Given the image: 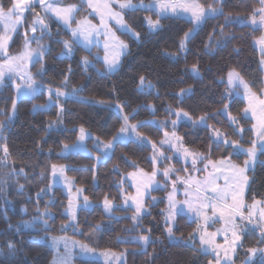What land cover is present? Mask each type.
<instances>
[{
	"label": "trees",
	"instance_id": "16d2710c",
	"mask_svg": "<svg viewBox=\"0 0 264 264\" xmlns=\"http://www.w3.org/2000/svg\"><path fill=\"white\" fill-rule=\"evenodd\" d=\"M63 3H79L80 10L72 24L77 18L88 14L86 3L81 0H62ZM149 1V0H135ZM204 5H216V0H200ZM225 15L207 19L200 28L193 34L190 41H187V53L179 51V44L184 34L193 27L190 19L168 14L170 19H163L160 23L163 28L150 33L147 27L146 18L152 16L158 19L157 11L125 10L126 21L140 34L136 40L119 32L129 46L127 53L123 56L119 70L112 75H107L104 62L95 57L97 46H94L90 53L82 45L74 46L75 54L71 59L58 58L63 50L62 43L65 38H71V33L55 18H50L52 39L44 36L43 42L50 45V51L44 57L45 72L43 76L37 75L41 63H32L30 71L33 78L41 83L45 91L35 99L23 97L18 102V109L13 116L12 98L15 95L13 81L7 80L6 87L0 90V121H7L9 116L12 120L0 133V141L7 147V154H4L3 163L0 164V177L7 173L21 168L27 174L7 177L6 193L0 196V241L9 239L18 242V251L10 254L6 247L0 249V264H50L54 250L49 243L40 239V234L48 231L53 234L67 233L97 248H109L116 251H126V261L123 264H145L146 260L153 254L151 264H209L212 256L197 254L192 247L186 246L180 241H171L165 229L163 210L167 207L166 192L168 186L162 190H154L153 194L161 198V202L151 208V215L143 218V227L151 228L152 243L147 245V252L139 244L118 243L117 236L127 241L131 236L138 233L125 232L124 228L130 227V219L134 208L126 212L115 209L116 219H109L103 210V198L109 193V198L121 202L123 199L122 186L127 192L132 188L124 181V176L129 171L142 167L151 171L153 169V143H160L164 136V122L168 123L175 119V110L183 109L193 117L199 118L206 113H213L222 108L227 100H222L221 95L228 89V72L236 69L256 92L264 88V69L262 67V53L256 47L254 39L264 32V27H253L247 23L235 20L237 15L249 17L260 6L261 0H221ZM13 0H3L7 8ZM39 6V4H37ZM35 11L27 10L25 24L15 33L9 46V52L20 51L24 43V30L31 23ZM231 14L233 22L228 23L224 28L225 35H231L233 39L227 42V46L216 47V41L221 40L220 29L225 24V16ZM59 32L57 34V30ZM215 29L213 44L210 48L205 45L209 36ZM237 49L238 51H234ZM175 54L176 58H173ZM87 56L95 65L85 71L82 64V57ZM197 64L202 78H194L192 65ZM72 72L69 77V84L65 91H71L73 87H80L82 91L77 92L80 99H72L65 103L63 123L56 125L54 130L47 132L46 129L51 120L56 118L57 108L49 111H33L34 104H43L48 99L47 88L53 90L60 88L68 67ZM97 69L99 71H97ZM146 78V82H152L154 87L151 93L147 90L138 91L140 76ZM192 87L193 94L180 101L178 93L182 88ZM116 105L123 106L124 113H130L134 108H139L130 123L137 121H151L156 118L157 125L145 124L137 129L146 142L116 143L110 158L100 163L95 170V181L93 180L96 157L83 152L72 153L67 157L59 155L63 144L73 143L79 134V126L90 130L95 136L104 140H110L118 132L123 124ZM144 105L145 107H139ZM147 105H151L149 109ZM171 106L172 114L166 109ZM246 100L242 96H232V103L229 111L237 118L238 124L232 125L235 128H244V146H250L255 139L253 130V119L244 114ZM154 109V112H153ZM161 122V124H160ZM208 123L228 133L231 139H239L229 127L226 115L209 118ZM72 129L74 131H62L59 129ZM177 132L182 136L184 143L191 149L200 152L205 159H218L229 156L231 159L242 162L244 155H230L232 149L224 151L222 148L213 149L209 153V136L211 128L199 126L193 127L191 123L181 121ZM94 137L89 138L92 142ZM166 163L172 164L178 174H184L190 167L181 158L173 154L172 150L164 147ZM169 154V155H167ZM264 159V157H262ZM204 160H201L203 163ZM164 161L161 163L163 164ZM54 163H66L67 173L74 177L76 183L86 189L84 192L94 202L95 207L89 210L78 211L76 225H69V216L65 213L68 196L61 186H55L47 195L37 197V193L51 182L52 165ZM114 166L116 170H114ZM43 173V175H41ZM252 178L251 187H247L245 202L253 199L264 198V166L257 163L255 173H250ZM19 185H24L23 191ZM30 198V199H29ZM150 201L151 199L148 198ZM10 202V203H9ZM37 207L43 210L47 207L54 215V218L43 217L48 220L47 229L43 223L37 222L36 230H24L21 225V233L16 234V225L22 220H31L37 216ZM26 209V212H22ZM5 213L9 217L4 219ZM127 216V219L120 217ZM103 221L100 231L95 230V225ZM9 224L12 228L9 229ZM198 221L190 219L187 214H181L177 220V227L174 232L182 237L184 241L189 240V234L197 228ZM39 227V228H38ZM75 229V231H74ZM260 232L249 229L244 235V246L238 249L235 263L244 261L249 247L264 248V244H258ZM195 246H200V240L195 237ZM259 254L253 256L252 264H256ZM81 264V258H77ZM91 264H104L100 260L91 259Z\"/></svg>",
	"mask_w": 264,
	"mask_h": 264
},
{
	"label": "snow or ice",
	"instance_id": "6c2138e0",
	"mask_svg": "<svg viewBox=\"0 0 264 264\" xmlns=\"http://www.w3.org/2000/svg\"><path fill=\"white\" fill-rule=\"evenodd\" d=\"M82 3L85 2V0H81ZM88 6L90 8H93L94 5L92 3V0H86ZM261 4H264V0H261ZM39 5L42 8L43 12L45 14L52 13L54 14L55 18L58 22H63L64 25L67 26V28L72 33V38L65 39L63 41H56L57 43H62L63 50L60 53V56L58 58H67L71 59L75 54V47L80 44V37L83 36L85 40H88V35L85 34V31L83 30L82 25L83 24H89L90 22L87 20V18L84 19L82 22H77L76 28H71L70 21L74 18L75 12L79 11L78 5H68L65 7H56L53 5L52 2H46V0H39ZM216 5H208L207 8H205L202 5L196 4V3H181V4H168V3H159V0H153L152 3L144 4L141 2L140 4H134L132 0H122V2L119 4V7L123 9H127L130 11H136L138 9L142 10H149L152 11L156 8H159V11L157 12L158 19L152 20L150 17L146 18L147 27L150 33L155 32L161 28H163V25L160 23L163 19H170L168 15V10L171 9V12L175 16H180V13L177 11L178 9H182L183 12L191 13L190 22L193 24V27L189 29L185 34L184 37L181 39L179 44V51L187 53V41H190L193 34L197 31L198 28L202 26V24L210 18H216L221 15H225L222 2L221 0H216ZM35 6V0H13V3L9 5L6 9L3 4V0H0V20L6 21L5 25V33L0 35V52L4 53L3 57H0L4 59V63L0 64V90L3 89V87H6V81L9 79H12L13 76H19L21 82L20 83H14L13 87L15 90V95L12 98V113L13 116L15 115L17 109H18V102L21 98L27 97L30 99H35L38 95L42 94L45 91L44 86L41 83H38L34 78L33 75L30 72L22 71L24 65L26 62L30 63H41V68L37 72V75L43 76L45 72L44 68V57L47 56V54L50 51V45L48 44H41V41L43 40L44 36L47 35L49 39H52L53 33L49 29L48 23H46L45 19L42 18L39 14L35 15V18L33 19L32 23L27 26V29L24 33V43H23V50L15 55L11 56L8 55L7 49L10 45V41L13 39L14 33H18L19 26H23L25 24V12L28 9H33ZM107 8L108 6L105 5ZM260 13H264V8L259 9ZM108 15L116 18L117 23L120 25V30L124 32L125 34L129 35L133 39L139 40L140 34L135 32L132 27H130L127 23L124 22L123 17L120 15V13H113L110 9H108ZM243 17L237 15L235 17V20H242ZM234 18L231 14H228L225 16V24L220 29V36L221 40L216 41V47H222L227 46V42L233 37L231 35H225L223 28L228 24L233 22ZM102 24L104 23V18L102 16L101 18ZM252 23L255 25L257 24L255 13L252 17ZM260 24H264V15H260L259 19ZM106 26V25H105ZM40 30L41 35L39 37L36 36L37 30ZM31 31L32 35H28V31ZM59 32V29L57 30V34ZM215 36V29L213 30V33L210 34L209 40L206 43L205 47L210 48L213 44V37ZM118 39V38H117ZM35 41L36 47H31V42ZM264 43V39L261 41ZM90 43V42H89ZM85 50L90 53L91 49L88 45H85ZM118 47L120 49L119 52H117L115 55H113L111 58L108 56L105 57V69L107 75H112L116 71L119 70V66L121 63V55L125 54L128 51V45L124 43L123 41H119ZM234 51H238L237 49H234ZM173 58H176L175 54H173ZM82 64L84 65L85 71H87L89 68H95V65L88 59L87 56L82 57ZM7 69V72L5 71ZM97 71H99L97 69ZM192 75L194 78H202L201 74L199 72V69L197 67V64H193L192 68ZM72 72L71 66L68 67L67 74L64 76L63 81L61 82V87L53 90L51 87L47 88L48 92V99L43 104H34L33 105V111H41L46 112L49 111L51 108L56 107V118L54 120H51L48 124V127L46 129L47 132H51L54 130H58L55 128L56 125L63 123L64 113L66 111L65 103L72 99H80L77 97V92L82 91V88L80 87H73L71 91H65L64 89L67 88L70 80V74ZM240 85H243L245 90L247 92H250V89L248 85L243 81V78L240 76V74L235 70L232 69L228 72V89H226V92L221 95L222 100H227L223 104L222 108H219L215 110L213 113H206L201 115L199 118L193 120L192 117L189 115L188 112L183 111L182 109H176L175 110V116L176 119L171 120L173 131L171 134L168 132H165V140L161 141V145L170 143L172 138H175L177 141H182V138L177 136V133L175 129L178 126V123L180 121H184L185 123H191L193 127H211L207 124V121L209 118H215L216 116H221L227 114V118L229 121V127H232V125L238 124V120L236 117L231 115V112L229 111L232 103V93L230 89L238 88ZM154 85L151 82L146 83V78L142 75L140 76V83L138 86V91L144 92L147 90L148 93H151L152 88ZM193 88L187 87L182 88L180 92L178 93V97L181 102H183V99L187 96H191L193 94ZM238 94V93H237ZM264 103V102H262ZM116 110L118 113H120V119L123 120V124L118 130L117 133H115L112 138L108 141H103L100 139V137L94 138L93 147L96 148L98 151L101 152V155L96 157V164L93 165L94 169V175L93 180L95 181V170L98 169L99 164L106 162L108 158H110L111 153L114 150V145L116 143H127V142H146L147 138L144 137L141 133L137 131L138 128L143 127L145 124L151 123L153 125H157V121H137L136 123H130V120L133 119V117L138 112L139 108H134L130 113H124L123 106L116 105ZM139 107H145L144 105H140ZM149 109H152L151 105H147ZM3 109H0V112H2ZM166 111L169 112V114H172V108L169 106ZM154 112V109H153ZM247 113V110H245V115ZM12 116H9L7 121H0V133L3 132L4 128L7 126L8 123L11 122ZM165 126L167 125V122H164ZM255 125H253V130L255 129ZM62 131H74L75 128L72 129H59ZM245 129L244 128H235L232 127V132L239 137V139H230L228 137V133L221 132L219 130L213 129L212 134L209 136V153L212 152L213 149H219L222 148L224 151L232 149V152L230 155H245V159L242 162V164H230V172L231 176L225 177V183L228 185V180L232 179L234 181L233 184L228 185V188L232 190V199L233 201H237L238 199H241L244 193V190L246 187L250 188L252 184V178L249 177L248 173H255V166L257 163L264 166V125L261 126L259 133H258V140L254 139L251 141V146L248 148H244L241 141H243V133ZM86 137L91 138V133L87 132L83 125L79 126V134L77 136V139L75 142L68 144H63V148L61 149L59 155L63 157H67L68 155L72 153L77 152H84L89 153V158H91V154L86 147L84 141ZM154 149L153 154V171L151 176L149 177V180L146 184H143L140 187H137V194L135 196L128 195L124 197L123 204H118L115 202V199L109 198V193H106L103 198V210L104 214L109 219H116L117 217L114 215L115 209H121L122 211H127L128 209L132 208L134 206V212L132 213L130 219L132 221V224L130 227H126L123 229L125 232H135L137 230L140 231L139 236H131L127 241L122 240L120 236H117V242L118 243H135L139 244L141 247L144 248V251L147 252V245L149 243H152V236H151V228L145 229L143 227V218L145 215H151V208L154 207L157 203L161 202V198L152 197L149 201L147 197L150 195V192L153 190H162L164 186H166L167 179L169 178V175L173 171H178L177 169L173 168H166L163 170V176L165 177V185H161L160 181L156 180L155 177L157 175V172L159 169L157 168V161L161 160L163 157L164 159H168L169 157L164 156L163 153H156V144L153 143L152 145ZM5 154H7V147L4 149ZM185 152L187 153L188 150L185 149ZM190 154V153H189ZM205 157L201 154H197L193 161V166H195V160L196 159H204ZM229 158H223L220 163L223 164L225 160ZM216 165L213 164V167ZM114 170H116V167L114 166ZM143 171L142 169L140 170ZM8 178H11L12 176H21L23 175L25 178H27V174L25 173L24 169L21 168L19 170L13 169V171L6 174ZM43 175V173L41 174ZM129 176L135 175L134 173H129ZM52 176H53V182L47 185L45 188H42L38 193L37 197H41L43 195H47L50 191H52V188L54 184L59 180V178L63 177L66 181V183L69 186V190H71L72 185L74 184V181L69 179L65 176V165H52ZM6 181L0 180V196H3L7 188L5 187ZM152 185H155V188L152 187ZM173 185V191L168 193V207L167 209L163 210L162 215L164 216L165 221V229L169 240L175 241L177 238L174 235V230L177 227V220L178 217L184 212V205H187L188 213L195 212L197 218H200L203 216V219L205 220V223L207 224L208 221H213L217 212V206L216 203H213V200L221 201L227 199L228 196V188L226 189H220L219 186L212 189L211 197L206 193L204 197V202L200 203L199 207H194L189 201H184L183 203L175 199V192H176V181H172ZM24 185H19V190L23 191ZM86 189L83 187L77 188L76 193L77 197L79 194L85 192ZM30 199V198H29ZM129 200H131V204H129ZM10 203V202H9ZM96 205H93L92 202L89 199V196L84 195L83 196V202L78 203V199H70L68 202V207L66 209V214L70 216L71 222L79 223L78 221V210H89ZM227 207V205H225ZM208 208L212 209V215L209 216L204 211ZM22 212H26V209H22ZM37 216H34L31 220H22L19 221L16 225V234L19 235L21 233V225L23 226L24 230L27 229H35V224L37 222L43 223L45 229H47L48 226V220L43 219V217L48 218H54L53 213L45 207L43 210L39 209L37 207ZM223 216V213H221V217ZM262 217H264V214H262ZM123 219H127V216L120 217ZM4 219L8 220L9 217L5 213ZM247 220L248 224L252 223V215L249 214L248 217H245L243 213H240L238 216L235 214V210H233V213L229 215L228 217V223L231 225V240L226 241L228 243V247L224 248L223 245H216L214 240L207 239L208 236H215L214 233H207L205 232L204 235H201L200 237V246H195V235L194 233L199 230V225L197 229L193 230V233L189 234V240L192 241L191 244H188V241L181 240V243H184L186 246L192 247L193 251L197 254L201 255H207V256H213V259L209 261V264H234L233 262V256L236 255L238 249L242 248L244 246V235L248 231V224H242L243 221ZM103 226V221L98 222L94 227L96 231H100ZM12 228V225L9 224V229ZM255 228L260 229V239L257 241L258 244H264V224H261L257 222L255 224ZM75 231V229H74ZM3 233H0V236H2ZM41 240L46 239V237H40ZM65 243V250L63 255L60 254L58 250V246L60 243V238L57 237H51V240L53 242V245L57 247V253L54 256L53 260L50 262V264H72L73 254L68 249V239L67 237L62 238ZM72 244L74 247L79 248V252L76 253V256L81 258V264H91V258L96 255V249L89 247L87 244H82L72 241ZM18 242L16 240L9 239L7 241H0V249L3 247H6L8 252L10 254H15L18 251ZM214 245V246H213ZM224 248V255L221 256L220 251L218 249ZM229 252H231V255H229ZM246 257L242 264H252L253 262V256H258V260L256 264H264V248H258V247H251L247 249ZM100 255H103L105 257V264H112V260L108 259L109 255H111L116 260H121L122 257H117L115 253H109L108 251L101 252ZM155 255V250L153 251V254L149 257V260L145 261V264H151L152 256Z\"/></svg>",
	"mask_w": 264,
	"mask_h": 264
},
{
	"label": "rangeland",
	"instance_id": "374dc122",
	"mask_svg": "<svg viewBox=\"0 0 264 264\" xmlns=\"http://www.w3.org/2000/svg\"><path fill=\"white\" fill-rule=\"evenodd\" d=\"M46 2H52L53 5L56 7H65L68 5H78L79 9L81 7V5L79 3H63L62 0H46ZM121 2H122V0H92L94 7L90 8L88 6L86 0H85V3L87 5L86 7L88 9V14L85 16L77 18L76 23L72 24V20L76 17V14H77V12H75L74 18L70 21L71 28H76L77 22H82V21H84L85 18H87V20L90 23L89 24H83L82 27H83V30L85 31V34L88 35V40H85L84 37L81 36L80 37V45H82L83 47L85 45H88L91 50L94 46H97V49L95 51V57L101 59L104 62V65H105V57L106 56L111 58L113 55H115L117 52L120 51V49L118 47L119 41H123L124 43H126L128 45L127 41L123 37H121V35L119 34V32H122V31L120 30V25L117 23L116 18L108 15V9H110L111 12H113V13H120V15L124 19V22L127 23L130 27H132L126 21V19L124 17V11L127 9L122 10L119 7V4ZM132 2L134 4H140L141 2H143L144 4H149V3H152L153 0H149V1L132 0ZM159 3H168V4L196 3V4L204 6L200 2V0H159ZM37 4H39V0H35V6L33 9H28V10L35 11V14L33 15L32 21L35 18V15L39 14L42 18L45 19L46 23H48V25H49V29L51 30L50 18L51 17L55 18L54 14H52V13L45 14L43 12L42 8L40 7V5L37 6ZM105 5H107L108 7L106 8ZM204 7L207 8V6H204ZM261 8H264V4H260V6L254 12L257 24L254 25L252 23V17H253L254 13L251 14L249 17H243V19L239 20V21L241 23H247L253 27H264V24L259 23L260 15H264V13L259 12V9H261ZM154 10L158 12L159 8H156ZM177 11L180 13L181 17H185V18L190 19V17H191L190 12L185 13V12H183L182 9H178ZM25 14H26V12H25ZM168 14L174 15L171 12V9L168 10ZM102 16L104 18L103 24L101 22ZM148 17H150L152 20H157V19L153 18L152 16H148ZM32 21H31V23H32ZM60 23L71 33V31L67 28L66 25L63 24V22H60ZM5 25H6V21L0 20V35L5 33ZM20 27H22V26H19V28ZM133 30L135 32H137L135 29H133ZM25 31H26V29L24 30V33H25ZM12 35L14 37L15 33ZM28 35L29 36L32 35L30 30L28 31ZM40 35H41V33H40V30L38 29L36 32V36L39 37ZM71 38H72V33H71ZM71 38H65V39L70 40ZM262 39H264V32L260 36H258L254 39V43H255L256 47L259 49V51L262 53V59L261 60H262V65H263V69H264V43L261 42ZM11 42H12V40L10 41V44H11ZM41 44H45V43L43 41H41ZM31 47H33V48L36 47L35 41L31 42ZM8 49H9V47H8ZM8 49H7V53H8V55H11V56H15L23 50V48H22L20 51L9 52ZM128 49H129V46H128ZM125 54L121 55V61H122L123 56ZM3 56H4V53L0 52V57H3ZM3 63H4V59L0 58V64H3ZM31 64L32 63H30V62H26L22 71L31 73V71H30ZM5 71L7 72V69H5ZM105 71H106V69H105ZM240 76L243 78V81L248 85L250 92H247L243 85H240L238 88H235V89H230V91L232 93V96H234V95L242 96L246 100V107L244 109V114H245V110H247L246 116L253 119V125L256 126L254 129L255 139L258 140L259 130H260L261 126L264 125V103H262V102H264V88L260 93L256 92L251 88V86L249 85L247 80L241 74H240ZM11 80L13 81V83H20L21 82L20 77L18 75L13 76ZM227 82H228V77H227ZM183 111L187 112L186 110H183ZM189 115L192 117L193 120L197 119V118L193 117L190 113H189ZM225 115L227 116V114H225ZM153 120L156 121L157 119L152 118L151 121H153ZM172 120H174V119H172ZM160 124H161V122H160ZM207 124L209 126H211L208 123V121H207ZM162 126L164 129V136L161 139V141L166 139L165 138V132H168L169 134H171L173 131L171 120L168 123V126H164V125H162ZM210 128H211V133H212L213 129L221 131L220 129L213 127V126H211ZM86 131L91 133V137H94V138L97 137L90 130L86 129ZM175 131L177 133V136L182 138V136L177 132L176 129H175ZM221 132H223V131H221ZM101 140H103L105 142L108 141V140H104V139H101ZM161 141L159 144L156 145L157 147H156L155 151L157 154H159V153L164 154V152H165L164 147L167 146L168 149L172 150L173 154H175L176 156L181 158L185 163L191 164V167L184 174H178V173H176V171H173L170 173L169 178L167 179V183H166V186H168V189H167V192L165 195L166 200H167V207H168V193L173 191L172 181H176V192H175V199L176 200H178L182 203L187 200L194 207H199L200 203L204 202V197H205L206 193L209 195V197H211V192H212L213 188H216L217 186H219V188L223 190V189L228 188V185H231L234 183V181L232 179L228 180V185H226V183H225V177L231 176L230 164H242V162L246 158L244 155L242 162H238V161L231 159L229 156H227V157H220L218 159H213V158L205 159V160L202 159V160H204L203 163H201L200 159H196L195 160V166H193V161H194L195 156L197 154H201V153L194 150V149L189 148L184 143L183 138H182V141H177L175 138H172L170 143L164 144V145H161ZM84 143H85L86 147L88 148L91 155H93L95 157L101 155V152L93 147L94 140L92 142H89V137H86ZM243 147L246 149L249 146L243 145ZM4 149H5V145L2 141H0V164L3 163V160H4V154H5ZM185 149L188 150L187 153L185 152ZM87 154H89V153H87ZM167 155H169V154H167ZM164 156H165V154H164ZM223 158H229V159L225 160L224 163L221 164L220 161ZM162 161H164L163 157L161 158V160L157 161V168L159 169V171L157 172L155 179L160 181L161 185H165V177L163 176V170L166 168H173V169H175V168L172 164L166 163L165 161L162 164L161 163ZM54 164L57 166L65 165V176L68 177L69 179H71L72 181H74V184L72 185L71 190H69V186L66 183L65 179L63 177H61L54 184L53 188L55 186H61L64 189L65 193L68 196L67 207H68V202L70 199H78V203H82L83 202V196L86 194L83 192V193L79 194V196L77 197L76 189L80 188L82 186L78 185L76 183L74 177L67 173L68 165L66 163H54ZM213 164H215L216 166L213 167ZM141 169L143 170L142 172L140 171ZM152 171H153V169L151 171H149V170H146L142 167H137L136 169H133V170L129 171L128 173H126L124 176V181L127 182V184L129 186H131L132 189L127 192L126 187L122 186L123 199L121 202H117V201H115V202L122 205L125 196H128V195L135 196L137 194V191H136L137 187H140L143 184H146L148 182L149 177L152 174ZM129 173H134L135 175L129 176L128 175ZM248 175L250 177V173H248ZM0 180L6 181V184L8 182L6 176H1ZM52 182H53V176H51V182L50 183H52ZM166 186H164L163 188H165ZM152 187L155 188V185H152ZM53 188H52V190H53ZM153 191L150 192V195L147 197V199L148 198L151 199L152 197L158 198V195L153 194ZM246 194H247V187L244 190L242 198L238 199L237 201H233L232 190L230 188H228L227 199L221 200V201H216V200L212 201L213 203H216L217 212H216V215L214 218V222L208 221L207 224L205 223L203 216H201L200 218H197L195 212L188 213V208H187V205L185 204L183 214H187L190 219H195L198 221L199 230L194 233L195 237H197L200 240L201 235H204L205 232L214 233L215 236H208L206 238L214 240L216 245H223L224 248H227L228 247L227 241H230L232 238L231 237V230L232 229H231V225L228 223V217L230 214L233 213V210H235V214L237 216L240 213H243L246 216L251 213V215L257 219V222L264 224V217H262V214H264V198L263 199L248 200L247 202H245ZM90 201L94 205V202L91 199H90ZM129 204H131V200H129ZM225 205H227V207H225ZM67 207H66V209H67ZM167 207H166V209H167ZM132 208H134V206ZM66 209H65V213H66ZM204 211L207 213V215H209V216L212 215V209L211 208H208ZM221 213H223L222 217H221ZM114 214H115V211H114ZM43 219H45V218H43ZM68 224L69 225H76L75 222H71L70 216H69ZM242 224H248V221L245 220L242 222ZM255 224L256 223H253V222L251 224H248V230L249 229H255V230H258L260 232L259 228H255ZM198 225H197V227H198ZM36 228H37V226H35V229ZM139 235L140 234L136 233L133 236H139ZM174 235L177 238L175 241L184 240L182 237L178 236L175 232H174ZM53 236L60 238L58 250H59L61 255H63L64 250H65V243H64V240L62 238L67 237L68 242H69L68 243V249L73 254L72 264H79L77 262V258H80V257L76 256V253L79 252V248H78V246L74 247L72 244V241H76V242H78V244L79 243L87 244L89 247L95 248L96 249V255L94 257H92L91 259L100 260L104 264H105V257L103 255H100V253L104 252V251H108L109 253H115L117 257H122V261H121V260H116L111 255H109L108 259L112 260V264H123L126 261V251H116V250L109 249V248H97V247H94V246L88 244L87 242L80 240L74 236H71L67 233L53 234V233H50L48 231H45L44 233L40 234L39 237H46V239H44L43 241H46L47 243H49L50 246L53 248L54 253H53L51 261L53 260L54 256L57 253V247L53 245V242L51 240V237H53ZM226 237H227V241H226ZM224 248L218 249V251H220L221 256L224 255ZM249 248H251V247H249ZM229 255H231V252H229ZM235 257H236V255L233 256V262H234V264H237V263H235ZM212 259H213V256H212ZM242 262L243 261H241L238 264H242Z\"/></svg>",
	"mask_w": 264,
	"mask_h": 264
},
{
	"label": "crops",
	"instance_id": "0c3cea01",
	"mask_svg": "<svg viewBox=\"0 0 264 264\" xmlns=\"http://www.w3.org/2000/svg\"><path fill=\"white\" fill-rule=\"evenodd\" d=\"M262 67H263V65H262ZM254 134H255V133H254ZM240 206H241V205H240ZM239 208H240V207H239ZM248 215H249V214H248ZM248 215H247V216L244 215V216H245V217H248ZM256 221H257V219H256L255 217L252 216V222H253V223H257Z\"/></svg>",
	"mask_w": 264,
	"mask_h": 264
}]
</instances>
